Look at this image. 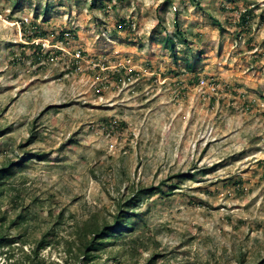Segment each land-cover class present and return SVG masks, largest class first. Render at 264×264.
Here are the masks:
<instances>
[{
	"label": "rangeland",
	"instance_id": "rangeland-1",
	"mask_svg": "<svg viewBox=\"0 0 264 264\" xmlns=\"http://www.w3.org/2000/svg\"><path fill=\"white\" fill-rule=\"evenodd\" d=\"M17 162L0 264H264V0H0Z\"/></svg>",
	"mask_w": 264,
	"mask_h": 264
},
{
	"label": "trees",
	"instance_id": "trees-1",
	"mask_svg": "<svg viewBox=\"0 0 264 264\" xmlns=\"http://www.w3.org/2000/svg\"><path fill=\"white\" fill-rule=\"evenodd\" d=\"M166 42L168 44V48L172 52H174L175 48H176L175 42L170 38H167ZM187 67L190 68L189 63H187ZM37 156L41 157V155H37ZM14 165H21V163L20 162L13 163V164H11V165L0 170V186L2 184L1 180L3 179V176H10L12 174L11 169ZM158 189L159 188H157V190ZM153 192H154V190L151 188L150 189H143L140 191L138 196H140V194H142V193L152 194ZM135 201L136 200H134V202L129 203L127 205V210L122 211L121 214H119L116 217L115 224L113 226H105V228L102 231L94 234L95 238L87 244V248H86L87 252H94V251L100 250V246L102 245V242L104 240L109 241V240L113 239L114 237L116 238V236L122 235L125 232V230L129 228L130 224L128 222L135 216V214L131 211L132 208L134 206H136ZM6 240H8V239L4 238L3 236H0V247L2 245L1 242L6 241Z\"/></svg>",
	"mask_w": 264,
	"mask_h": 264
},
{
	"label": "built area",
	"instance_id": "built-area-1",
	"mask_svg": "<svg viewBox=\"0 0 264 264\" xmlns=\"http://www.w3.org/2000/svg\"><path fill=\"white\" fill-rule=\"evenodd\" d=\"M202 84H205L204 81H202ZM206 87H211L213 91L217 92L219 85L218 84H205Z\"/></svg>",
	"mask_w": 264,
	"mask_h": 264
}]
</instances>
